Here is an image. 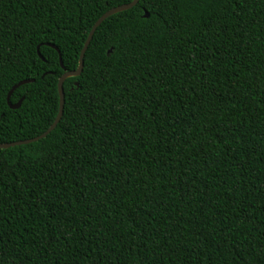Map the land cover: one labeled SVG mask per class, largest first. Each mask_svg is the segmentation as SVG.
<instances>
[{
  "label": "trees",
  "instance_id": "obj_1",
  "mask_svg": "<svg viewBox=\"0 0 264 264\" xmlns=\"http://www.w3.org/2000/svg\"><path fill=\"white\" fill-rule=\"evenodd\" d=\"M131 1L0 0L1 143ZM63 89L0 149V264H264V0H139Z\"/></svg>",
  "mask_w": 264,
  "mask_h": 264
},
{
  "label": "water",
  "instance_id": "obj_2",
  "mask_svg": "<svg viewBox=\"0 0 264 264\" xmlns=\"http://www.w3.org/2000/svg\"><path fill=\"white\" fill-rule=\"evenodd\" d=\"M139 2V0H133L129 3H125V4H122V5H119V6H116V7H111V9H109L108 11H106L96 22L95 24L93 25L90 33H89V36L85 42V45H84V48L81 52V55H80V64H79V67L75 70H71V71H66L60 78L59 80V84H58V89H59V95H60V109H59V113L55 119V121L53 122V124L49 127V129H47L44 133L36 136V137H33V138H30V139H25V140H18V141H13V142H7V143H1L0 142V149H5V148H9V147H13V146H18V145H23V144H29V143H32V142H38L40 139L42 138H45L48 134H50L58 125V123L61 121L62 119V116L64 114V106H65V90L63 89L64 88V82L67 78L69 77H78L82 74L83 72V69H84V57H85V53L91 43V40L97 30V28L107 19L109 18L110 16L116 14V13H119V12H122L125 11V10H128L130 8H133L135 5H137ZM145 16L148 17L149 16V13L146 12L145 13ZM52 47H54L55 49L59 50L58 47L53 44V43H46ZM40 47H38V50H39V53H40ZM111 51V50H110ZM41 55V54H40ZM42 56V55H41ZM61 63L63 64L62 62V59H61ZM35 79H26V80H22L20 81L19 83H17L16 85H14L13 87H11L12 89L10 90L9 94H8V103L10 105L11 108L15 109V108H19L22 104V101H23V98L20 99L17 103H12L11 102V95L13 94L14 90L17 89V87L23 85V84H26V83H29V82H33ZM76 86L79 87V82L77 81L76 82Z\"/></svg>",
  "mask_w": 264,
  "mask_h": 264
}]
</instances>
